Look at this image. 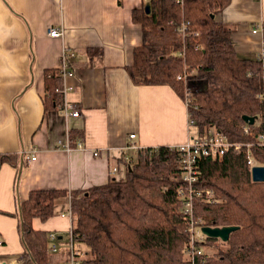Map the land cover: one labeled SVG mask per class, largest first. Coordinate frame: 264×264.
I'll use <instances>...</instances> for the list:
<instances>
[{
  "label": "trees",
  "instance_id": "16d2710c",
  "mask_svg": "<svg viewBox=\"0 0 264 264\" xmlns=\"http://www.w3.org/2000/svg\"><path fill=\"white\" fill-rule=\"evenodd\" d=\"M228 1L184 0L181 8L174 0H148V14L144 7L132 12L142 27V40L127 71L135 85H167L183 101L187 86L177 77L193 71L186 111L193 121L188 126L196 130L193 137L214 130L231 142L252 143L253 137L243 134L242 117L264 112V63L237 55L231 29L217 19ZM62 89L59 70L46 71L45 110L63 105ZM150 150L122 161L123 178L87 192L30 191L16 212L23 249L19 263H68L67 251L49 252V233L35 230L32 221L53 217L57 201L69 197L73 242L83 250L79 264H187L189 237L176 196L183 185L180 153L166 146ZM251 150L264 166V150ZM245 155L244 150H230L220 158L199 160L196 187L210 189L215 202L195 199L194 215L202 226L239 228L227 242L206 238L203 264H264V182L251 181ZM14 160L15 155H0V167Z\"/></svg>",
  "mask_w": 264,
  "mask_h": 264
},
{
  "label": "crops",
  "instance_id": "0c3cea01",
  "mask_svg": "<svg viewBox=\"0 0 264 264\" xmlns=\"http://www.w3.org/2000/svg\"><path fill=\"white\" fill-rule=\"evenodd\" d=\"M147 1L0 0V155H15L0 167L1 262L20 264L16 212L30 191L87 192L124 177L123 152L135 155L124 151L128 145L179 147L194 136L187 107L169 86L135 85L129 77L142 40L132 12ZM217 19L231 29L238 56L258 57L263 36L252 27L264 25V0H229ZM49 27L62 35L49 37ZM63 52L70 71L63 100L78 117L65 118L62 106L45 110L44 75L59 68ZM68 199L45 222L32 221L35 230L55 233L64 251Z\"/></svg>",
  "mask_w": 264,
  "mask_h": 264
},
{
  "label": "built area",
  "instance_id": "2783aa9c",
  "mask_svg": "<svg viewBox=\"0 0 264 264\" xmlns=\"http://www.w3.org/2000/svg\"><path fill=\"white\" fill-rule=\"evenodd\" d=\"M177 5L181 8L184 5V0H174ZM186 25L182 24L180 27V31L182 34L185 33ZM252 33H259L261 36L264 35V25H255L252 27ZM47 34L49 37L56 38L57 36H61L62 33L60 30L54 27H49L47 30ZM197 35V34H196ZM258 60L264 63V40L262 41L261 49L259 51ZM59 74L63 78L70 73L69 65H68V53L63 52L59 65ZM192 76L190 72H183L181 75L177 77V79L184 81L186 91V99L184 100L185 106L188 107L190 103L191 90L188 87V78ZM62 94H65V88L62 89ZM64 98V97H63ZM62 111L65 118L67 117H78L79 111L72 106L68 105L63 100ZM188 122L189 125L193 124L192 118L190 114H188ZM243 134L251 135L253 137L252 143H234L229 141L226 137L221 134H218L216 131L211 130L209 136H205L203 138L192 137L189 141L179 147H173L177 149L180 153L179 159V168H180V178L183 183L182 187H180L177 191V197L180 201V212L183 215V219L185 221L186 232L188 233L189 243L186 251V262L187 264H203L206 260V255L204 253V249L202 247L203 243L206 240V236L201 232V221L196 218L194 215V200L199 199L203 203L212 204L215 202V198L213 192L210 189H199L196 187V184L199 180V160L204 157L216 156L222 157L230 150L234 152L245 151L246 164L248 167V171L252 167L257 166V162L252 155L251 148L255 147L264 150V112L258 115L253 124L249 125L245 123L242 126ZM130 141L135 138L134 134L129 135ZM61 142H59L60 144ZM69 141L66 139L65 144H62L64 148L68 150ZM146 149V148H144ZM130 150L132 152H137L139 150H143L135 145H128L125 147L124 151ZM155 148H151L150 151H154ZM98 153L94 152V156H97ZM35 155L31 156L30 160H35ZM124 161H130V156L124 154ZM261 166V165H258ZM117 172V167H113L111 169V174L114 175ZM70 210V209H69ZM69 214V213H68ZM70 216V214H69ZM50 245L48 250L50 253H57L59 251V246L57 245V235L55 233H49ZM1 244V241H0ZM66 250L69 255V261L66 264H79V257L82 256V253L76 248L72 233L71 226L67 233V238L65 241ZM0 264H6L0 261Z\"/></svg>",
  "mask_w": 264,
  "mask_h": 264
},
{
  "label": "water",
  "instance_id": "95a60500",
  "mask_svg": "<svg viewBox=\"0 0 264 264\" xmlns=\"http://www.w3.org/2000/svg\"><path fill=\"white\" fill-rule=\"evenodd\" d=\"M145 13H149V5H146L144 7ZM254 117L250 116H243L242 120L244 123H247L249 125L253 124ZM250 178L253 183H263L264 182V166H254L250 170ZM239 228L236 226H225V227H208V226H202L201 232L210 239L220 240L221 242H227L230 234L232 232L238 230Z\"/></svg>",
  "mask_w": 264,
  "mask_h": 264
},
{
  "label": "rangeland",
  "instance_id": "374dc122",
  "mask_svg": "<svg viewBox=\"0 0 264 264\" xmlns=\"http://www.w3.org/2000/svg\"><path fill=\"white\" fill-rule=\"evenodd\" d=\"M190 73L191 74H193V71H190ZM198 86L200 87L201 85H199V83H198ZM183 94H184V100L186 99L185 97H186V91H185V89H184V91H183ZM195 132H196V130H195V128H193V127H191V133H193V134H195ZM210 251V250H209ZM208 251V252H209Z\"/></svg>",
  "mask_w": 264,
  "mask_h": 264
}]
</instances>
